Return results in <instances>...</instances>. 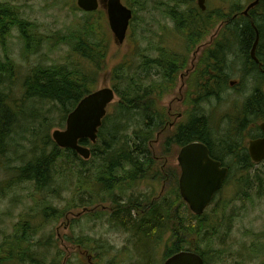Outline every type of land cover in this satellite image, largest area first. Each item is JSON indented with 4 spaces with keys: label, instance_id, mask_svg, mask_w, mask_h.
Returning <instances> with one entry per match:
<instances>
[{
    "label": "trees",
    "instance_id": "16d2710c",
    "mask_svg": "<svg viewBox=\"0 0 264 264\" xmlns=\"http://www.w3.org/2000/svg\"><path fill=\"white\" fill-rule=\"evenodd\" d=\"M131 3L128 5L134 9L133 19L136 17V10L153 8L157 15L147 11L151 22L146 19L143 24L159 21V15L164 19L170 18L176 30L172 31L173 34L186 39L189 46H193L197 39L222 23L218 36L212 43L214 47L207 51L201 62L199 78L208 95H214L227 88L234 65L239 67L243 77L254 82L264 79L259 64L250 53L258 30L260 39L257 57L264 66V0H260L259 5L252 9L248 16L243 14L244 9L235 0L226 1L224 6L212 14L203 12L197 6L196 0H131ZM102 15L101 10L89 13L93 19L88 17L79 29L61 38V41L71 43L74 52L90 61L92 68L97 70L105 66L110 45L103 30ZM217 18H221L219 22ZM35 26L32 21L22 16L17 6H11L10 3L0 4V43H3L13 29H18L25 42V54H36L41 50L43 37L36 33ZM161 29L163 35H166L167 28ZM165 46L164 41L159 48L142 47L137 42L135 50L127 56L128 59L113 68V85L120 100L114 105V115L108 114L104 119L98 142L92 144L88 139L83 140V144L92 147L91 162L83 165L86 160L76 151L58 147L46 132L45 129L51 125L48 115H42L35 120L31 116L35 111L22 109L19 107L22 103L15 106L10 103L11 82L15 78L14 59L5 43V57L0 54V159L7 155L8 146L13 148L21 141L25 143L26 152L22 156L24 160L14 167L15 173L8 176V180L0 173V196L5 194L11 177L17 182H32L35 192L42 200L40 217L43 222L38 224L37 218L33 219L23 211L22 214H26L29 220L17 222L13 232L7 234L0 242V264H45L47 253L56 247L55 236L45 237L46 234H43L47 227L45 225L49 224L47 221L57 220L62 215V210L55 201L62 194L64 185L54 188L52 185L58 179L73 175L72 169H75L76 176L81 179H77V192L84 191L90 195L85 187L96 181L102 184L97 198L90 196V199H85L84 202L95 204L107 199L111 194L109 192L115 189L119 191L120 198L116 197L117 193L112 194L114 210L108 218L115 226L131 232L141 256L147 253L144 248L146 240L157 237L159 246L163 237L168 235L169 240H176L174 247L178 251L184 248L182 229L186 227L189 233H204L208 230L205 220L198 221L197 225H190L186 220L185 214H189V208L187 209L178 189L179 168L176 166L173 170L165 171L158 165L157 158L150 150L154 132L163 130L169 121L167 114L157 111L156 97L173 86L176 74L186 64L183 59L184 50L181 54ZM151 50H156L158 55L150 56L148 52ZM167 52L171 55L166 56ZM81 66L75 61L61 65L35 66L25 76L23 100L55 103L60 106L65 119L81 99L92 92L95 74L83 71L82 67H86ZM126 71L128 73L125 74ZM154 76L159 78L155 79ZM146 79H151V83L144 87ZM253 120H264V91L259 86L241 109L236 126H231L229 132L227 128L224 129L216 142L213 141L216 134L212 127L213 121L197 112L188 122L179 124L176 130L168 135L165 145L170 149L171 146L182 147L200 140L208 146L214 145L212 149L225 148L228 154L238 161L244 160V163L240 164L241 169H251L255 164L247 148L243 147L246 153L239 148L242 146V132ZM259 129L258 126L259 133L253 137L260 136ZM231 148L237 150H230ZM169 178H172L174 183L164 196L159 194L153 199L143 193L135 196L127 194L138 186L137 183L147 180L164 183ZM153 193H156V190ZM74 201L76 199H73ZM192 216L200 218L193 214ZM98 247H103V244ZM90 248L96 249L84 240L82 250ZM171 249L169 246L166 255L173 252ZM61 258L59 254L51 258V264H59Z\"/></svg>",
    "mask_w": 264,
    "mask_h": 264
},
{
    "label": "rangeland",
    "instance_id": "374dc122",
    "mask_svg": "<svg viewBox=\"0 0 264 264\" xmlns=\"http://www.w3.org/2000/svg\"><path fill=\"white\" fill-rule=\"evenodd\" d=\"M226 1L233 0H206L207 13L212 14L224 6ZM235 1L240 3L242 9H245L253 0ZM123 2L132 4L131 0H123ZM4 3L17 6L22 16L32 21L36 25L35 30L42 36L56 37L70 34L81 27L88 17L93 19V16H89L88 13L78 8L76 0H0L1 5ZM147 11L157 15L153 8L144 11L136 10L129 38L122 45L115 43L107 15L103 10L101 11L104 22L103 30L110 42L107 62L101 70L92 68L91 62L74 52L70 44H57L58 40L47 39L40 52L25 54V42L21 33L18 29H13L10 32L12 35L9 34L3 43H0L2 57H5L6 43V48L14 59L15 78L11 82L10 103L14 106L22 103V106H19L22 109L35 111L31 114L35 120L42 115H48L51 125L45 130L52 138L53 131L58 128L65 129L66 118L64 119V113L60 106L48 101L33 103L23 100L25 76L35 66L61 65L75 61L86 67L81 66L83 71L95 74V81L91 86L94 91L113 87L111 71L115 66L128 59L127 56L135 50L137 42L142 47L159 48L164 41L165 47L169 49H174L181 54L183 50L185 51L183 59L186 64L176 74L177 78L173 86L156 97L157 111L167 114L169 121L163 130L154 132V137L150 141V150L158 158V165H161L165 171L173 170L178 166L177 156L180 148L171 146L170 149H167L165 141L180 122H188L192 114L199 112V115L213 121L216 131L213 139L217 140L228 123L236 126L238 113H235L240 107L235 111H233V107L241 106L256 87L259 86L264 91V83L258 82L259 79L254 82L243 77L239 67L234 65L227 88L219 96L206 95L207 90L199 78L201 62L207 51L214 47L212 43L218 36L222 23L217 24L206 35L197 39L193 46H189L186 39L183 41L180 35L173 34L172 31L176 30L170 18L164 19L159 15V21L143 24L144 20L151 18ZM220 19L217 18L218 22ZM162 27L167 28L166 35H163ZM148 53L152 57L158 55L156 50H151ZM165 55L170 56L171 54L167 52ZM153 78L159 77L154 76ZM232 81L235 84L229 85ZM150 83L151 79H146L143 86L146 87ZM119 100L120 97L117 94L116 101L109 107L111 116L114 115V105ZM259 124L260 120L250 121L249 127L243 130L241 142L245 147L248 146L249 140L259 133ZM24 144L21 141L13 148L8 146L7 155L0 159V173L7 174L3 178H9L8 176L14 174V167L24 160L22 158L26 152ZM90 162L91 160H87L83 162V165ZM229 163L231 165L230 178L203 216L208 230L204 233H189L185 227L182 229L184 238H191L195 243H198L200 250L208 256L209 264H264V161L254 165L251 169H241L237 163L232 161ZM74 171L75 169L71 171L73 175L58 179L52 185L53 188L59 187L61 184L64 185L62 194L55 201L58 208L62 210V215L57 220H46L49 224L45 225L47 227L43 234H46L45 237L55 236L56 247L47 253L48 258L45 259V264H51V258L57 257L58 254L59 257H62L59 264H157L158 262L161 264L162 256L166 248L172 245V241H168V237L165 236L161 246L158 247L157 237L146 240L144 248L147 253L144 257L138 256L137 258L138 251L131 232L115 228L108 218L109 213H112L113 210L112 194L118 193V191L115 189L109 192L111 194L107 199L98 203L87 202L88 204H85L84 200L90 199V196L93 199L97 198L102 184L96 181L85 187L90 195L87 192H80L81 195H78L75 188L79 178ZM11 179V182L6 185L5 194L0 196V242L5 239L7 234L13 232L17 222L29 220L26 214L31 215L33 219L37 218L38 224L43 222L40 217L43 207L42 200L40 195L35 192L34 184L32 182H17L14 177ZM173 183V179L169 178L162 186L159 185V188L161 187L163 193H167ZM137 185L134 190H129L128 193L138 195L141 192L149 194L150 197L153 196L149 189V180L137 183ZM82 187L81 183L80 188ZM73 199L76 201L73 202ZM23 211L26 214H22ZM185 215L190 225L198 224L191 213ZM33 223L35 224V220ZM84 240H87L90 245H94L96 249L99 244H103L104 247L99 248L98 252H93L91 248L84 251L82 250ZM145 257L146 260H144Z\"/></svg>",
    "mask_w": 264,
    "mask_h": 264
},
{
    "label": "water",
    "instance_id": "95a60500",
    "mask_svg": "<svg viewBox=\"0 0 264 264\" xmlns=\"http://www.w3.org/2000/svg\"><path fill=\"white\" fill-rule=\"evenodd\" d=\"M259 0L251 3L245 13L254 7ZM78 6L92 12L103 3L107 9L110 28L114 33L115 42L121 44L125 41L133 10L125 5L122 0H77ZM200 7L206 9V0H199ZM259 43V34L251 55L264 68L256 55ZM115 99V91L112 88H101L84 97L70 112L65 129H57L52 136L58 146L75 150L82 158L91 157V149L83 145L82 139H89L92 143L98 140L99 128L107 114V106ZM264 133V122L261 123ZM249 151L255 162L264 159V134L263 137L250 141ZM181 166L180 190L186 202L190 204L192 211L201 215L213 195L219 190L228 175V168L221 167V163L213 159L209 154L208 146L201 141L191 142L185 145L178 156ZM165 264H204L203 258L191 251H181L166 260Z\"/></svg>",
    "mask_w": 264,
    "mask_h": 264
},
{
    "label": "flooded vegetation",
    "instance_id": "af4514ba",
    "mask_svg": "<svg viewBox=\"0 0 264 264\" xmlns=\"http://www.w3.org/2000/svg\"><path fill=\"white\" fill-rule=\"evenodd\" d=\"M233 131V130H232ZM214 145H211L209 146V149H210V154L212 157H214L215 159L217 160H220L221 163H222V166H227L229 167V169L231 168V165H230V161L232 162H235L237 163L239 166H241L240 164H243L244 163V160L243 159H239V161L234 158L232 155H229L228 154V150H226L225 148H222V147H217L216 149H212ZM239 149L242 150V152H245V150L243 149V146H241ZM230 150H237V148H231ZM248 152V151H247ZM246 153V152H245ZM158 159V158H157ZM158 161V160H157ZM230 172H231V169H230ZM132 199H134V197H131ZM170 241H172V249L171 251H173L171 254L169 255H166V252L167 250L169 249L168 247L166 248V251L164 252L163 254V259H162V262L161 264H165L166 260L169 259L170 257L174 256L175 254L183 251V250H190V251H193L195 253H198L199 255H201L204 259V264H209V259H208V256H206V254L200 250L199 246H198V243H195L191 238H185L183 240L184 242V248L176 251L175 250V247H174V244L176 243V240L175 239H171ZM136 247V246H135ZM203 253V254H202ZM139 257H144V256H140L139 254L137 255V258ZM146 260V257L145 259ZM159 264V262L157 263Z\"/></svg>",
    "mask_w": 264,
    "mask_h": 264
}]
</instances>
